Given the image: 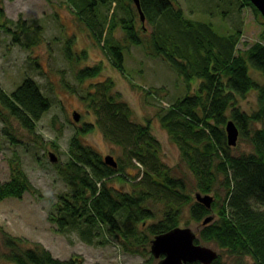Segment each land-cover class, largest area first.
<instances>
[{
	"label": "trees",
	"instance_id": "obj_1",
	"mask_svg": "<svg viewBox=\"0 0 264 264\" xmlns=\"http://www.w3.org/2000/svg\"><path fill=\"white\" fill-rule=\"evenodd\" d=\"M68 1L72 2L78 20L87 26L96 41H100L104 29L105 33H111L118 24L125 40L142 46L149 57H160L168 62L185 84L189 85L193 79L200 80L196 92L172 103L160 116V123L193 175L196 191L214 193L215 198L212 210H209L185 192L182 180L170 176L161 163L160 145L152 136L149 125L133 120L132 108L118 92H113L111 80L101 81L86 93L87 113H93L95 122L85 123L82 132L75 131L69 140L68 160L55 165L69 188L68 192L59 194L55 202L56 232L71 227L80 228L85 234L94 226H106L113 236L126 240L131 252L144 255L148 253L151 238L178 226L181 212L186 208L190 218L199 224L195 242L212 243L220 251L212 264H224L221 261L223 252L233 257V264H264V123L257 126L264 119V29L259 40L237 50L239 31L220 35L210 23L184 17L182 9L173 6L171 0H140L145 17L141 26L137 25L140 19L132 0ZM112 1L124 15L117 19L112 13L103 26L97 19V8ZM242 2L260 15L249 0ZM1 13L2 8L0 17ZM7 32L13 35L15 43L26 46L39 39L23 20L16 22V29L11 31L9 28ZM21 34H26L29 41L24 42ZM101 45L107 50L112 65L124 72L121 43L104 42ZM66 51L67 58L72 59L70 46ZM82 56H85L84 51ZM250 66L260 74L262 82L251 76ZM100 70L99 64L85 66L79 69L77 78L94 77ZM142 90L156 95L162 88ZM250 90L257 92V109L247 113L239 108L237 96H244ZM50 105L49 98L30 77L24 78L10 93L0 89V106L29 133H34L38 120ZM228 118L236 123L239 136L249 141L251 152L230 154L223 130ZM94 124L101 129L108 143L123 148L132 165L135 166L132 162L135 160L144 167L145 191L128 193L108 184L112 176L119 180L126 178L127 182L131 179L125 173L121 159L116 160V168L108 166L96 148L82 141L81 134L92 130ZM4 132L11 142L15 141L12 131L4 129ZM25 191L36 192L24 174L16 173L0 184V201L9 197L21 198ZM150 197H157L166 209L162 218L151 224L147 231L138 230V222L141 221L142 227L146 217H153L150 208L143 205ZM211 211L216 212L215 219L200 226ZM81 223L84 228L79 227ZM131 236L133 239L127 240ZM0 238L5 248L0 255L9 264L82 262L77 256L55 258L41 244L26 245L24 239L2 228ZM245 257H250V263L243 262ZM152 261L153 257L149 264H153Z\"/></svg>",
	"mask_w": 264,
	"mask_h": 264
},
{
	"label": "rangeland",
	"instance_id": "obj_2",
	"mask_svg": "<svg viewBox=\"0 0 264 264\" xmlns=\"http://www.w3.org/2000/svg\"><path fill=\"white\" fill-rule=\"evenodd\" d=\"M171 2L173 6L182 9L184 17L210 23L220 35L239 31L237 50L259 40L264 29V18L261 14H256L242 0ZM0 8V89L10 93L24 78L30 77L37 82L40 91L51 102L50 108L38 120L34 133L21 128L0 106V184L9 181L14 174L22 173L36 190L35 193L25 191L21 198L9 197L0 201V228L24 239L28 243L26 245L41 244L53 257L59 259L77 256L82 259L80 264H149L152 257L149 248L144 255L131 252L126 240L121 236H113L106 226H94L85 234L80 232V228L77 230L71 227L61 233L56 232L55 202L58 195L68 192L69 188L55 165H62L68 160L69 140L75 131L82 132L86 127L85 123L95 122L93 113H87V91L93 90L101 81L111 80L113 92H118L132 108L133 120L149 125L152 136L160 145V161L168 169L169 175L182 180L185 192L194 198L197 190L195 179L181 160L176 144L162 127L160 116L177 99L193 95L200 80L193 79L189 85L185 84L168 62L160 57H149L142 46L125 40L118 24L111 33H105L104 29L100 41H96L87 26L78 20L76 9L68 0H0ZM97 9V19L103 26L105 19L110 18L112 13L117 19L124 15L115 1L100 5ZM21 20L39 37L36 43L29 46L15 43L13 35L7 32L9 28L11 31L16 29V22ZM137 25L141 26L142 22L137 21ZM21 36L24 42L29 41L26 34ZM67 41L71 42L67 44ZM104 42L111 45L121 43L124 72L112 65L108 53L105 52L107 50L101 47ZM68 46L73 54L72 59L66 56ZM83 51L85 56H82ZM96 64L102 69L99 74L82 80L77 78L79 69ZM249 71L255 80L262 82L260 74L251 66ZM154 87L162 90L156 95L142 90ZM237 104L241 111H255L256 90L237 96ZM73 111L80 113L78 121L73 120ZM229 119L231 118L227 120ZM263 123L264 119L257 126H262ZM4 129L12 131L14 142L8 139ZM80 138L85 144L96 148L102 157L111 154L116 160L121 159L120 162L125 166V173L131 181L112 176V180L108 181L109 185L128 193L146 190L143 188L146 183L143 177L144 167L135 160H132L135 166L132 165L121 146L108 143L104 139L98 125L83 132ZM228 147L232 155L249 153L252 150L249 141L240 136L235 146ZM49 152L53 153L55 162L50 160ZM210 194L214 196V193ZM220 195L223 196V193L220 192ZM143 205L150 208L153 217H146L142 227L141 221L135 227L147 231L151 224L162 218L166 206L158 202L157 197L148 198ZM212 213L216 214L215 211ZM179 225L187 226L194 232L199 228V224L190 218L186 208L181 212ZM79 227L84 228L85 225L81 223ZM132 239V236L127 238ZM199 243L220 252L212 243ZM0 251H5L1 238ZM153 261L155 262L154 258ZM221 261L224 264H233V257L223 252ZM243 262L250 263V257H245ZM0 264L9 262L0 255Z\"/></svg>",
	"mask_w": 264,
	"mask_h": 264
},
{
	"label": "water",
	"instance_id": "obj_3",
	"mask_svg": "<svg viewBox=\"0 0 264 264\" xmlns=\"http://www.w3.org/2000/svg\"><path fill=\"white\" fill-rule=\"evenodd\" d=\"M249 1L264 18V0ZM132 2L138 12L140 21L143 24L145 17L141 9L140 0H132ZM72 118L74 121H78L80 113L73 111ZM224 130L227 145L235 146L239 138V128L236 123L232 119L227 120L224 125ZM49 158L52 162L56 161L52 152H49ZM103 161L108 166L113 168L117 167V161L111 154L104 155ZM194 199L196 202L204 205L207 209H211L214 197L209 193L196 191L194 193ZM214 219L215 215L210 213L203 219L201 224L206 225ZM195 238L196 232L187 226L179 225L163 233L154 235L149 243L150 254L154 259H157L153 264H186L191 262L212 264L217 258V250L196 243Z\"/></svg>",
	"mask_w": 264,
	"mask_h": 264
},
{
	"label": "bare ground",
	"instance_id": "obj_4",
	"mask_svg": "<svg viewBox=\"0 0 264 264\" xmlns=\"http://www.w3.org/2000/svg\"><path fill=\"white\" fill-rule=\"evenodd\" d=\"M79 119H80V118H79ZM95 126H96V124H94V127H95ZM94 127H93V128H94ZM58 174H59V173H58ZM204 218H205V217H204ZM202 221H203V220H202ZM202 221H201V222H202ZM201 222H200V226H203V225L201 224ZM179 226H180V225H179ZM198 229H199V228H198ZM196 232H197V231H196ZM196 236H197V233H196ZM199 244H200V243H199Z\"/></svg>",
	"mask_w": 264,
	"mask_h": 264
},
{
	"label": "flooded vegetation",
	"instance_id": "obj_5",
	"mask_svg": "<svg viewBox=\"0 0 264 264\" xmlns=\"http://www.w3.org/2000/svg\"><path fill=\"white\" fill-rule=\"evenodd\" d=\"M209 210H212V207H211V209H209ZM210 213H212V211H211ZM210 213H209V214H210ZM212 214L215 215V213H212ZM156 261H157V259H155V262H156ZM155 262H154V263H155Z\"/></svg>",
	"mask_w": 264,
	"mask_h": 264
}]
</instances>
